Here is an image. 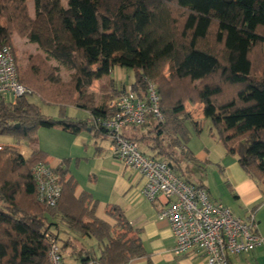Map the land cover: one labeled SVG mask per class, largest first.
Masks as SVG:
<instances>
[{
  "label": "trees",
  "instance_id": "1",
  "mask_svg": "<svg viewBox=\"0 0 264 264\" xmlns=\"http://www.w3.org/2000/svg\"><path fill=\"white\" fill-rule=\"evenodd\" d=\"M26 1L0 0V21L6 20L5 27L0 24V49L15 33L36 44L45 58L33 56L21 74L18 69L29 95L14 104L0 98V135L32 145L40 128L61 126L72 135L89 129L104 136L62 111L59 120L44 116L27 97L109 117L106 105L95 106L91 87L120 67L134 71L130 90L140 99L148 82L160 99L163 122L148 115L134 127L140 137H126L150 152L144 154L167 160L186 183L201 187L179 172L181 164L195 162L186 146L185 105L201 104L227 153L264 182V0H32L33 19ZM50 60L70 72L67 83L52 81L57 67ZM123 90H113L112 98ZM38 164L49 165L40 150L27 159L14 147L0 150V264H49L46 235L60 243V226L101 247L96 258L76 239L62 241L61 251L79 255V264H127L147 255L140 231L119 207L107 208L114 222L109 225L95 216L97 203L89 194L75 196L77 183L67 167L53 168L61 188L57 205L39 204L32 174Z\"/></svg>",
  "mask_w": 264,
  "mask_h": 264
},
{
  "label": "crops",
  "instance_id": "2",
  "mask_svg": "<svg viewBox=\"0 0 264 264\" xmlns=\"http://www.w3.org/2000/svg\"><path fill=\"white\" fill-rule=\"evenodd\" d=\"M41 54L45 57L44 53L41 52ZM49 62L57 65L53 60ZM112 73L113 69L108 77ZM109 82V85L107 81L103 83L100 78L91 87L95 106H102L103 103V99L98 98L97 88H102L105 94L113 95V90L122 91L131 86L130 84L125 87L122 84L117 87L114 80ZM34 96V94L28 96V102L37 106L43 114H48L39 107L40 103L31 98ZM1 99L7 104L11 103L9 97ZM79 111L80 117L65 116V118L87 123L90 114L84 110L79 109ZM140 132L134 127H126L122 130L123 136L128 138H139ZM37 133L41 139L37 145L29 147L27 156L22 154V146L13 143L9 147L16 148L25 159L31 155L33 149L40 150L47 155V162L51 168L67 167L68 173L77 183L75 196L78 197L83 192L89 194L97 203L95 216L98 219L113 225L114 222L106 215V210L110 206L119 207L131 227L140 231L139 238L147 254L127 264H207L202 255L194 252L182 256H175L172 253L175 241L170 227L167 222L158 220L157 216L164 204L163 198L150 203L140 195L143 182L136 172L123 166L113 156L112 144L108 138L103 135L95 136L89 129L78 135H72L61 126L51 129L40 128ZM139 148L142 152H148L142 145H139ZM187 166L190 169V166ZM217 166V177L222 185L220 190L213 189L206 182L197 183L188 175L187 179L203 187L213 200L226 205L237 217L246 218L253 212L257 223V233L264 237V182L257 181L245 173L236 157L221 159ZM59 228L60 232L57 233L60 243L68 237L74 238L93 256L99 257L101 247L94 239L79 237L61 226ZM62 253L67 264H79V255L71 253L68 249ZM229 264H264V248H257L246 255L230 257Z\"/></svg>",
  "mask_w": 264,
  "mask_h": 264
},
{
  "label": "built area",
  "instance_id": "3",
  "mask_svg": "<svg viewBox=\"0 0 264 264\" xmlns=\"http://www.w3.org/2000/svg\"><path fill=\"white\" fill-rule=\"evenodd\" d=\"M18 65L10 45L0 49V98L9 97L14 104L17 98L30 91L19 82ZM156 87L147 83L146 97L125 88L107 101L112 113L109 117L89 116L88 125L103 132L111 141L113 156L141 179L140 195L150 203L163 198L158 220L170 227L175 244L172 253L182 256L189 253L202 255L207 264H229V258L246 255L264 248V237L257 233L254 213L246 218L237 217L223 203L213 200L204 188L186 183L169 163L144 154L138 144L125 136L126 127L142 126L148 115L163 122ZM2 146H0V150ZM37 202L54 208L60 198L58 178L49 165L38 164L32 169ZM48 263L67 264L61 246L54 234H47Z\"/></svg>",
  "mask_w": 264,
  "mask_h": 264
},
{
  "label": "rangeland",
  "instance_id": "4",
  "mask_svg": "<svg viewBox=\"0 0 264 264\" xmlns=\"http://www.w3.org/2000/svg\"><path fill=\"white\" fill-rule=\"evenodd\" d=\"M25 6L27 8L29 18L33 19L34 10L32 0H27L25 2ZM0 22L1 26H6L5 19H2ZM10 46L12 47L13 52L16 56L20 74L26 69L31 57L40 56L43 59L45 58L41 54V51L36 44L28 42L26 38L20 37L15 33L11 35ZM47 64L52 67H57V71L53 72L52 74V81L55 80V83H67L69 81V71H66L62 67L56 65L55 63H50L49 61H47ZM164 72L167 75V68L164 70ZM101 78L103 80V83L107 81L108 85L110 84L109 80H114L117 87L121 86L122 84L127 87L134 82L135 74L132 70L114 67L113 73L109 77L102 76ZM101 89L102 88H97V91L99 92L98 98L103 99L102 105H104L109 99L112 98V95L105 94ZM31 98L35 99V102L40 103L39 107L43 108V110L48 114L45 115L42 112L41 113L51 119L59 120L61 111L66 117H80L79 109L73 107L72 105L53 104L47 101H43L38 95H35ZM185 114V117L187 118L184 123L187 131L186 146L190 150V152H192L195 158V162L193 165H189L190 169L188 166L181 164V171L179 172L186 174V171H188L187 175L191 178V180L202 184L206 182L213 189L217 188V190H220L222 188V185L221 183H219L217 177V165H219L221 159H231L233 156L227 153L224 145L219 139L218 132L211 124V121L204 117L203 107L201 104H193L188 102L187 105H185ZM188 115H190V117H188ZM197 129L199 130V132H197ZM37 132L35 133L34 137L35 145H37L38 141L41 139L39 138ZM13 143L23 147L22 154L25 156H27V153H29V147L34 145L23 140L17 141L13 137L8 135H0V145L6 147L12 145ZM158 158L162 159L161 157ZM58 230V232H60V228H58Z\"/></svg>",
  "mask_w": 264,
  "mask_h": 264
}]
</instances>
